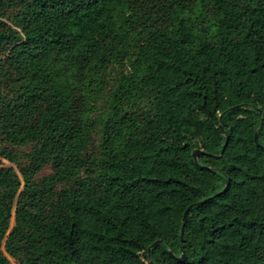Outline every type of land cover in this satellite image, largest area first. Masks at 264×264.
Listing matches in <instances>:
<instances>
[{
  "label": "trees",
  "instance_id": "obj_1",
  "mask_svg": "<svg viewBox=\"0 0 264 264\" xmlns=\"http://www.w3.org/2000/svg\"><path fill=\"white\" fill-rule=\"evenodd\" d=\"M0 264H264V0H0Z\"/></svg>",
  "mask_w": 264,
  "mask_h": 264
},
{
  "label": "water",
  "instance_id": "obj_2",
  "mask_svg": "<svg viewBox=\"0 0 264 264\" xmlns=\"http://www.w3.org/2000/svg\"><path fill=\"white\" fill-rule=\"evenodd\" d=\"M255 140L257 141V138H255ZM224 148H225V145H224ZM200 152H201L200 150L193 151V156L196 158L200 154ZM186 214H187V211L185 212L183 219H185ZM182 235H183V228H182V232H181V238H182ZM159 242H161V241L158 240L155 243H159ZM177 259L179 261H184L186 259V255L185 254H182L181 256L177 257Z\"/></svg>",
  "mask_w": 264,
  "mask_h": 264
},
{
  "label": "rangeland",
  "instance_id": "obj_3",
  "mask_svg": "<svg viewBox=\"0 0 264 264\" xmlns=\"http://www.w3.org/2000/svg\"><path fill=\"white\" fill-rule=\"evenodd\" d=\"M2 162H4V163H6V164H8L5 160H2Z\"/></svg>",
  "mask_w": 264,
  "mask_h": 264
}]
</instances>
